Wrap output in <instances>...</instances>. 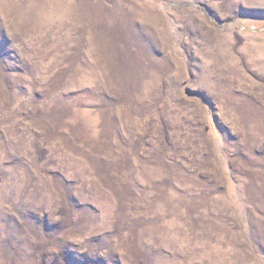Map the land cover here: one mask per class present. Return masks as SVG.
<instances>
[{
	"label": "rangeland",
	"instance_id": "374dc122",
	"mask_svg": "<svg viewBox=\"0 0 264 264\" xmlns=\"http://www.w3.org/2000/svg\"><path fill=\"white\" fill-rule=\"evenodd\" d=\"M0 264H264V0H0Z\"/></svg>",
	"mask_w": 264,
	"mask_h": 264
}]
</instances>
